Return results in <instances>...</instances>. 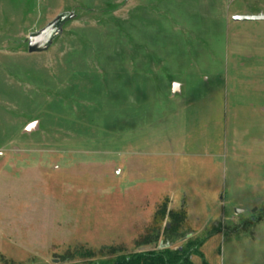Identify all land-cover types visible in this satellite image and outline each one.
<instances>
[{
  "label": "rangeland",
  "instance_id": "rangeland-1",
  "mask_svg": "<svg viewBox=\"0 0 264 264\" xmlns=\"http://www.w3.org/2000/svg\"><path fill=\"white\" fill-rule=\"evenodd\" d=\"M260 13L264 0H0V264L156 249L164 206L186 210L191 239L264 234V20L232 19ZM226 239L193 264H230Z\"/></svg>",
  "mask_w": 264,
  "mask_h": 264
},
{
  "label": "trees",
  "instance_id": "trees-1",
  "mask_svg": "<svg viewBox=\"0 0 264 264\" xmlns=\"http://www.w3.org/2000/svg\"><path fill=\"white\" fill-rule=\"evenodd\" d=\"M166 215L171 221L169 225L163 226L164 241L156 249L127 254L113 248L106 252L102 251L99 258H96L94 250L87 249L79 253L83 261L74 264H193V256L203 257L201 247L214 233H209L200 240L191 239L192 232L188 221H186L187 213L184 209L175 211L168 210L166 206L160 207L149 227V231L153 232L154 236H151L152 233L149 232L145 236V242H155L160 238L164 222L162 220L166 218ZM182 240L185 242L184 245L175 247L176 243ZM108 255H112V257H107ZM66 256L70 260H75V256L70 251L66 252Z\"/></svg>",
  "mask_w": 264,
  "mask_h": 264
},
{
  "label": "crops",
  "instance_id": "crops-1",
  "mask_svg": "<svg viewBox=\"0 0 264 264\" xmlns=\"http://www.w3.org/2000/svg\"><path fill=\"white\" fill-rule=\"evenodd\" d=\"M10 182L9 175H5L4 173H0V221L5 220L6 213L7 215H11L10 209L8 207L4 206V201L7 197V195H10L11 188L8 187V184ZM16 190V189H15ZM19 194H27V190H20ZM262 226V225H259ZM263 231V229H262ZM260 235L257 237H247L246 235H239V236H225L223 233H216L213 234L211 237H226L228 239L227 241V250H228V258L229 261H231L230 264H235L237 262L238 264H244L246 262L245 258H247L249 255H254L255 261L257 264L261 263L263 260H261V252H260V242L262 237H264V234L259 233ZM226 239V240H227Z\"/></svg>",
  "mask_w": 264,
  "mask_h": 264
},
{
  "label": "water",
  "instance_id": "water-1",
  "mask_svg": "<svg viewBox=\"0 0 264 264\" xmlns=\"http://www.w3.org/2000/svg\"><path fill=\"white\" fill-rule=\"evenodd\" d=\"M74 13L64 12L56 16L45 27L38 31L32 32L28 36V52L36 53L47 50L53 43V41L62 34L63 26L66 22L73 19ZM234 21H262L264 20V14H245V15H233ZM178 84H174L173 92L176 91ZM240 213L241 210H236Z\"/></svg>",
  "mask_w": 264,
  "mask_h": 264
}]
</instances>
